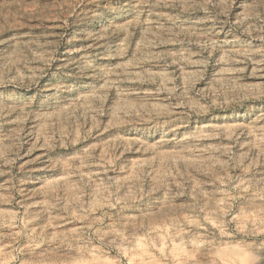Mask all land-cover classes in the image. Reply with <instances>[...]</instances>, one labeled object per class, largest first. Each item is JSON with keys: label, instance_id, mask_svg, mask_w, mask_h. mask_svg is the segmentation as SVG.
Wrapping results in <instances>:
<instances>
[{"label": "rangeland", "instance_id": "rangeland-1", "mask_svg": "<svg viewBox=\"0 0 264 264\" xmlns=\"http://www.w3.org/2000/svg\"><path fill=\"white\" fill-rule=\"evenodd\" d=\"M0 264H264V0H0Z\"/></svg>", "mask_w": 264, "mask_h": 264}]
</instances>
